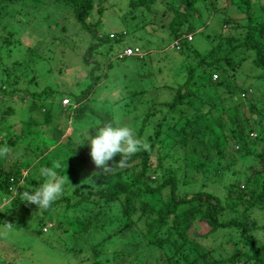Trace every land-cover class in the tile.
Masks as SVG:
<instances>
[{"label": "rangeland", "instance_id": "374dc122", "mask_svg": "<svg viewBox=\"0 0 264 264\" xmlns=\"http://www.w3.org/2000/svg\"><path fill=\"white\" fill-rule=\"evenodd\" d=\"M94 1V9L88 16L87 22L94 23L99 20L100 25L97 26V31L100 34L110 35L113 33L118 37L124 34L118 44L115 45L110 41L90 49L89 45L93 42L90 34L85 32L75 21L73 12L67 5L55 0H0L1 46L3 47L5 38L9 39V42L6 43L8 46L0 50V80L4 76L10 77V79L18 78L12 87L19 89V92L10 95L0 94V140L6 141L10 136H19V133L25 130L24 127L29 124L28 131L32 134L27 137L37 135V141L41 140L47 147V153L43 155V158H40L41 163L36 167L37 169H34L35 167L30 163L23 170L22 173L25 178L27 177L26 179L38 180L41 178L39 169L44 167L43 164L47 160L51 161L48 167L52 166L53 161H60L62 166V161L69 154L68 149L71 147L70 141L72 140L90 156L91 149L86 140L90 136L89 129L95 128L99 124V115L110 113L113 115L114 121L119 120L137 129L144 112L148 109L146 108L147 104L150 105L149 99L152 98L157 102H168L171 99L173 92L167 88L160 89L158 86L162 84L174 85L177 82L176 65L180 64L181 60L179 54L170 49L172 38L168 36L164 26L167 19L159 15L163 9L157 8L159 14L153 17V21L152 18L143 17L140 13L131 16L129 0H103L101 5L104 9L101 14L96 12V6L100 0ZM262 5H264V0H258L254 4L255 16H262L260 8ZM196 6L197 28L202 29V23L206 24V28L203 29V34L192 35L191 44L203 51L214 44L210 37L212 34L219 33L221 30L224 32L223 34L229 33L225 28H219L218 17L220 19L230 14L235 17L236 14L237 21L245 22V19H240L239 13L234 7L228 5L226 0H200ZM211 6L213 11L210 10ZM109 44L112 45V48ZM126 46H137L147 53L142 60L130 57L120 61L117 54ZM85 60L88 61L87 64ZM93 64H98V67L93 68ZM108 64L110 66L106 69L105 66ZM2 68L7 70L2 71ZM91 68L93 69L91 70ZM90 70L91 74H88ZM257 71L248 62L244 63L237 74L236 82L239 84L251 82V76L255 75ZM92 80H95V83ZM255 82L256 85L258 82L256 80ZM230 86L235 89L233 83ZM137 88L142 89L143 95L138 97L135 102L130 101L128 97L120 96L125 95L129 89ZM223 88H214L211 91L207 90L209 88L200 90V99L209 102L216 101L221 96H225ZM89 89L91 93L86 103L94 113L88 110L82 118L77 120L64 115L60 106V103L63 105L62 100L66 98L70 103L69 97L71 98L75 92H84ZM23 90L32 93L37 98L33 101L31 97L28 99L22 92ZM43 91H46L47 94H42ZM234 92L232 99L238 101L239 94L236 89ZM65 94L69 97H61ZM32 102L36 104V107L30 110L29 106ZM195 103L197 107L200 106L199 99ZM7 108H10L11 113L4 114ZM44 109L50 117L48 120L44 117ZM165 111L166 108H163L162 115L165 114ZM175 115H180L179 110H176ZM159 117L161 116H154L142 121L145 130L141 133V138H144L150 146L156 143L154 131ZM45 120L47 122H44ZM183 121H180L174 131L168 128L171 131L169 135L173 140L172 143H166L164 134H161L159 138L166 145L164 149H168L169 155H171L166 163L175 161L179 164V168L176 170V177L180 181L177 187L178 195L196 194L201 191L223 192L222 187H225L227 182L239 178L240 173L249 165L255 164L254 170H259V164L255 160L252 161L249 157L240 160L232 156L231 148L223 152L219 162L213 151H210L211 157L208 160L201 159L200 152L199 154L186 153L182 146L175 143L178 140L176 139L177 130ZM167 122L171 126V119H168ZM248 124L251 127H256L250 135L251 138H255L259 129L264 127V122L262 125L257 123L255 125L253 122ZM216 129L219 130L218 127ZM95 132L96 130H94V134ZM197 133L199 132L197 131ZM198 136L201 137L198 138L200 141L202 139L201 132ZM30 142L31 147L40 144L34 141ZM192 142H194L193 139ZM25 143L27 144V140H22L19 149L15 150L12 156L11 152L5 161L7 163H12L15 160L16 162L20 160L25 162L21 154ZM162 147L156 143L153 150L157 154V150L161 151ZM183 157H186L187 161H184ZM227 159L231 161L232 171H228L221 178L215 176L218 170L213 168H217L218 163L223 166ZM2 160L3 158H0V161ZM74 169H69L66 166L57 169L60 176H68L70 180L64 185V193L59 198L68 199L69 205L75 202L80 197L79 193H84L87 187L99 185L92 175L94 171H101L95 166L90 169L86 167L80 169L75 166ZM132 171V167H128V173ZM161 172L162 170L157 169V174L153 175L151 179L156 181L155 176L160 177ZM39 186L40 184L35 187ZM74 188L79 189L78 194L72 191ZM25 190H29V188H24L20 193ZM218 195L221 194L218 193ZM5 197L0 192V212L9 206L8 201L11 196L6 197V200ZM22 203L25 202L20 200L17 208L8 210L2 216L0 226H3L5 222L11 223L14 225V230L4 234V229L0 227V264H87L89 262L82 261L81 256L86 260L92 257L94 240L100 238V241H104L107 235L112 234L111 240H105L104 243L99 242L102 245L101 250L107 253L108 257H112L115 252L124 249L123 244H131L136 240L128 235L113 234L115 227L118 228L117 225H122L125 222V220H121L117 209L110 213L111 216L106 218L107 222L103 223L95 235L89 238L84 235H76L77 228L76 225H73L76 222L71 221L70 216L75 215L76 218L81 219V212L78 210L73 213V210L65 209V200H61L55 205L51 212L39 210L36 205L26 203L24 206L21 205ZM162 203L163 198H152L151 200V204L155 207ZM233 215L226 211L223 218L228 219ZM247 216L249 219L258 220L259 224H263L264 207L259 211H249ZM48 224L50 227H47ZM196 226V229L190 233V238L201 247L211 250L212 260L225 259L235 251L247 250L239 229L229 228L207 234L209 230L207 224L196 221ZM44 227L47 229L46 232L42 231ZM254 233L257 242H263V235L255 231ZM128 248L132 252L135 251L133 245H129ZM79 249H82V253H78ZM142 249L144 250H142L141 256L149 259L148 264L164 262L165 258L160 252L155 254L148 246H143ZM193 256L196 257L195 254H191V257ZM225 264L231 263L226 262Z\"/></svg>", "mask_w": 264, "mask_h": 264}, {"label": "trees", "instance_id": "16d2710c", "mask_svg": "<svg viewBox=\"0 0 264 264\" xmlns=\"http://www.w3.org/2000/svg\"><path fill=\"white\" fill-rule=\"evenodd\" d=\"M55 1L67 5L72 10L75 21L85 32L90 34L93 39L89 45L90 49L110 41L115 45L121 41L120 39L124 34L120 37L113 33L110 34L111 36L100 34L97 31V26L100 25L99 20L94 23L87 22V18L95 6L94 0ZM102 1L100 0L96 6L98 14H101L104 9L101 5ZM199 1L129 0L131 16L140 13L141 16H148L153 20V17L159 14L157 8L163 9L159 15L167 19L164 26L168 36L172 38L170 49L179 54L181 61L180 64L176 65L177 82L174 85L162 84L158 86L160 89L167 88L173 92L170 101L157 102L152 98L149 99L150 105L147 104L146 108L148 109L144 112L140 126L136 129L137 135L141 137V133L145 130L142 121L154 116H161L155 126L154 139L158 145L163 146L162 150L159 151L158 149L156 154V151L153 150L156 144L154 143L150 146L149 151H141L132 156L125 168H116L107 174L102 171H94L92 177L98 181L99 185L87 187V190L84 193H79L80 197L71 205L68 204V199L61 198L50 209L46 210V212H51L55 205L61 200H65V209L69 208L74 211L73 213L78 210L81 212V219L76 218L75 215L70 216V220L76 222L73 224L77 228L76 235H84L89 238L95 235L103 223L107 222L106 218L111 216L110 213L113 210H118L117 213L121 220H125V222L122 225H117L118 228L115 227L113 234L128 235L136 238V240L132 241L131 244H123L124 249L115 252L112 257H108L107 253L101 250V243H104L105 240H111L112 234L107 235L104 241H100V238L94 240L92 257L86 260L81 256L82 261L89 262L87 264H148L149 259L141 256V252L144 250L142 249L143 246L150 247L155 254L160 252L165 258L162 264H225L226 262L231 264H264V222L259 224L258 220L249 219L247 216L249 211H259L264 207V127L259 129L255 138H251L250 135L256 127H251L248 124L253 122L255 125L256 123L262 125L264 122V5L260 7L262 16L257 17L253 7L258 0H226L228 5L234 7L239 13V18L245 19V22L237 21L236 14L235 17L232 14L225 15L220 19L218 17L219 28L223 27L229 33L223 34L224 32L221 30L219 33L212 34L210 37L214 44L203 51L191 44L192 39L187 40L188 36L192 38V35L203 34V29L206 28L205 23L201 24L202 29L197 28L196 5ZM210 10L213 11L212 6ZM8 40L5 38L3 47L0 41V50L8 46L6 44L9 42ZM109 46L112 48L111 44ZM125 48H137V52L130 56L120 57ZM125 48L117 54L120 61L130 57L142 60L147 53L137 46H126ZM85 61L87 64L88 61ZM246 62L258 71L251 76V82L239 84L236 82L237 74L240 67ZM109 66L110 64L105 68L107 69ZM92 67H98V64H93ZM5 70L7 69L2 68V71ZM91 70L88 74H91ZM17 80L18 78L10 79L6 76L1 78L0 94L10 95L19 92V89L12 87ZM255 80L258 82L256 85L254 84L256 83ZM92 82L95 83V80ZM232 83L239 94L238 101L232 99L235 93V89L230 86ZM219 87H224V97L221 96L216 101L210 102L200 99V90L209 88L207 90L211 91ZM22 92L28 99L33 98L32 101L37 98L28 91L23 90ZM90 93L89 89L84 92H75L71 98L67 94L62 95L61 97L67 96L71 101L70 103L68 101L69 105H61L60 103L64 115L77 120L82 118L88 110L94 113L86 103ZM42 94L46 95L47 92L43 91ZM142 95V89L137 88L135 90L129 89L125 95L120 96L122 98L128 97L130 101L135 102ZM198 99L199 107L195 103ZM35 107L36 104L32 102L29 109L33 110ZM162 107L166 108L163 115ZM176 110H179L180 115H175ZM43 112L44 117L48 120L50 117H48L46 109ZM9 113L11 110L7 108L4 114ZM99 118V124L95 128L89 129L90 136L95 135L94 130L102 127L105 123L115 122L110 113L99 115ZM168 119L172 121L171 126L168 125ZM46 120L44 122H47ZM180 121L183 123L179 125L177 130V137H179H176L178 140L175 143L182 146L186 153L199 154L200 152L201 159L208 160L213 151L219 162L223 152L231 148L232 156L240 160L247 157L251 158L252 161L255 160L259 164V170H254L255 164L249 165L240 173L239 178L227 182V185L222 187L223 192H218L221 194L220 196L218 193L205 191L178 195L177 187L180 181L176 177V170L179 168V164L175 161L166 163L171 155H169L168 149H164L166 145L159 138L161 134H164V136L166 135L164 138L166 143H172L173 140L169 132L174 131ZM29 127L30 125L27 124L19 136H10L6 141L0 140L1 147L7 145L12 149L11 156L15 150L19 149L20 142L27 140V144L25 143L23 148L20 147L23 150L21 154L25 162L22 160L16 162L15 160L12 163H7L5 158L0 161V192L6 197L11 196L10 201L7 200L9 206L0 212V222L5 212L17 208L20 199L19 196L15 197L16 191L20 193L26 187L31 191L37 188L36 185L43 182V177L38 180H30L26 179L27 177L25 178L22 173L30 163H32L31 166L35 167L34 169H37L36 167L41 163L40 158H43V155L47 153V147L43 145L41 140H39L40 142L37 141V135L27 137L32 134L28 131ZM197 131L201 132L202 135L200 141ZM30 141L40 144L31 147ZM70 144L71 147L67 148L69 150L67 158L61 160L63 164L61 168L66 166L69 169H74L77 166L80 169L85 167L90 169L95 166L91 157L79 144L73 140L70 141ZM197 145L199 149L196 148ZM120 159L121 157L117 155L114 161L109 162V165L119 163ZM182 159L187 161L186 157ZM229 160L227 159L223 166L218 163V167L213 168L218 170L215 176L221 178L228 171H232V164ZM50 162L47 160L43 166L48 167ZM128 167H132L133 171L128 173ZM157 169L162 170L161 176H155L156 181H153L151 177L157 174ZM72 191L78 194L79 189L74 188ZM152 198H163V203L155 207L151 204ZM24 204L26 203L21 205ZM226 211L234 215L224 219L223 215ZM196 221L204 222L209 226L207 234L229 228L241 230L240 236L244 240L247 250L235 251L225 259L212 260V251L201 247L190 238V233L197 227ZM46 230L42 231L46 232ZM254 231L263 235V242H257ZM129 245H133L135 251L132 252L129 248L127 249ZM78 253H82V249H79ZM191 254H195L196 257H191Z\"/></svg>", "mask_w": 264, "mask_h": 264}, {"label": "clouds", "instance_id": "9594fccd", "mask_svg": "<svg viewBox=\"0 0 264 264\" xmlns=\"http://www.w3.org/2000/svg\"><path fill=\"white\" fill-rule=\"evenodd\" d=\"M91 151L90 156L93 164L103 173L107 174L116 168L128 166L129 159L141 151H149L150 144L137 135L136 129L116 120L105 123L99 127L95 135H91L86 140ZM12 152L7 145L0 147V158H6ZM119 155V163L109 165L110 161ZM61 168L60 161H53L51 167H41L39 174L43 177L40 186L31 191L25 190L22 193L15 192V197L27 204L36 205L39 210H48L63 195L64 185L70 182L68 176H60L57 169ZM50 224L47 225L49 227ZM4 234L14 230V225L5 222L3 226ZM46 229L43 228L42 230Z\"/></svg>", "mask_w": 264, "mask_h": 264}, {"label": "built area", "instance_id": "2783aa9c", "mask_svg": "<svg viewBox=\"0 0 264 264\" xmlns=\"http://www.w3.org/2000/svg\"><path fill=\"white\" fill-rule=\"evenodd\" d=\"M110 36H111V35H110ZM191 39H192L191 36H188V37H187V40H188V41L191 40ZM176 45H177V43H176ZM176 45H175V46H176ZM176 48H178V47L176 46ZM134 52H137V48H134V49H131V48H125V49L122 51L120 57H122V56H130V55H132ZM62 104H63V105L68 104V100H67V99H63V100H62Z\"/></svg>", "mask_w": 264, "mask_h": 264}]
</instances>
